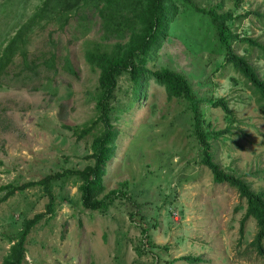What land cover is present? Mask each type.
Masks as SVG:
<instances>
[{"label": "rangeland", "instance_id": "374dc122", "mask_svg": "<svg viewBox=\"0 0 264 264\" xmlns=\"http://www.w3.org/2000/svg\"><path fill=\"white\" fill-rule=\"evenodd\" d=\"M44 1L0 0V54L22 32L0 79V186L92 163L91 141L103 129L95 107L99 69L85 52L96 42L110 49L115 36L91 7L70 11L64 21L51 10L60 6L49 2V11L33 18ZM170 1L175 9L145 65L182 72L201 98L227 100L230 114L205 100L199 104L203 125L224 129L211 141L216 160L252 188L264 187V112L255 94L226 61L209 17L183 0ZM193 1L203 7L221 1L217 11H231L233 31L264 45V0ZM233 45L264 78V49L240 39ZM140 83L138 95L130 74L122 73L109 101L117 135L100 195L111 188L119 192L106 207L91 209L80 200L78 179L55 183V211L30 230L25 264H264L250 244L252 217L239 233L245 200L234 186L214 181L200 162L188 100L168 98L151 75ZM5 190H0V263L22 219L44 211L48 201L41 185L2 200ZM185 254L201 260L180 258Z\"/></svg>", "mask_w": 264, "mask_h": 264}, {"label": "trees", "instance_id": "16d2710c", "mask_svg": "<svg viewBox=\"0 0 264 264\" xmlns=\"http://www.w3.org/2000/svg\"><path fill=\"white\" fill-rule=\"evenodd\" d=\"M183 1L209 17L214 26L215 38L224 51L226 61L231 63L234 69L240 72L249 83L259 107L264 112V78L245 54L235 51L233 41L240 39L262 49H264V45L255 38L245 35L240 37L238 33L233 31L228 22V20L234 18L231 11H217V7H222L221 1L204 7L193 0ZM49 2H52L54 6H60L56 11L58 13L53 8L51 10L58 17H60V14L64 15V21L68 20V14L72 10L77 12L79 9L86 7L96 9L104 22L105 29L110 33L109 35L115 36L110 49L102 47L106 44L96 42L92 48L87 49L85 52L89 63L99 69V91L95 97V107L100 110L99 116L103 122V129L91 141L92 151L88 155L92 158V163H88L82 168L56 170L43 175L39 179L20 184L8 182L0 186V190L6 189L1 196L2 200L16 190H23L30 185H41L48 197L44 211L36 212L32 216L22 219L21 227L10 239V245L0 264H25L26 239L30 230L47 213L51 216L55 211L56 194L53 191L55 183L62 184L68 179H78L80 200L83 206L91 209L106 207L111 197L119 192V188H111L100 195L104 187L105 165L113 154V142L117 135L114 125L109 119L111 109L109 101L114 96L118 76L125 72L130 74L134 82L133 87L137 89L136 94L138 95L141 86L140 81L144 74H148L164 86L168 98L183 97L188 100L192 110L193 132L202 148L200 162L210 168L214 181L227 182L234 186L239 196L245 200L246 207L239 221V233L242 235L247 219L252 217L256 229L250 244L259 254L264 256V187L252 188L250 182L241 174L225 170L219 164L211 141L223 135L224 129L214 130L209 122H207L206 127L203 125L204 119L199 104L205 100L213 106H220L225 114H230L232 110L227 104V100L224 97L213 98V96L201 98L182 72L166 66L150 69L145 65L146 55L156 42L157 36L164 33V29L167 28L169 23L168 13L170 9H175V4L170 0H45L42 6L37 9L33 18H36L37 15L43 16L46 14L49 11ZM249 12V10L245 11L244 15ZM21 35L22 32L15 34L0 54V79L7 73L15 53L14 45L21 39ZM21 54L24 65L30 67L25 61L26 51H21ZM48 65L51 66L52 63L48 62ZM89 128L90 126L83 128L78 136L83 135ZM225 129L229 130V127ZM180 258L188 261L201 260L200 256L190 254L181 255Z\"/></svg>", "mask_w": 264, "mask_h": 264}]
</instances>
